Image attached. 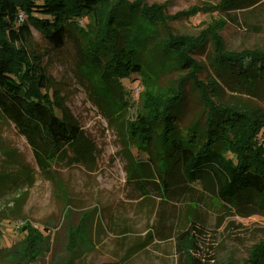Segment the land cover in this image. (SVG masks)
Masks as SVG:
<instances>
[{"label": "trees", "instance_id": "trees-1", "mask_svg": "<svg viewBox=\"0 0 264 264\" xmlns=\"http://www.w3.org/2000/svg\"><path fill=\"white\" fill-rule=\"evenodd\" d=\"M246 1L219 0L215 7L227 11ZM168 4L0 0V111L25 136L42 169L63 157L86 163L94 156L95 145L63 97L53 90L43 55L32 47L31 25L55 48L73 42L80 67L94 83L95 103L108 120L120 115L126 122L131 96L126 85L133 76L143 78L146 91L141 98L154 97L159 91L158 78L149 75L151 64L158 70H188L126 129L129 147L140 158L128 180L137 178L141 191L137 198L149 193L159 198L161 218L156 234L160 240L173 237L183 220L203 225L214 220L219 227L229 216L264 215V138L258 140L264 137V117L219 100V82L225 75L240 85L264 78V52L228 51L215 28L196 36L179 33L171 26L172 20L198 9L172 16ZM209 39L215 43L212 65L216 79L210 88L216 96L198 83L199 63L190 55ZM187 78L201 92L206 117L184 128L176 116ZM208 202L218 209L217 215L207 210ZM166 210L172 217L162 221ZM30 234L35 242L43 239L36 229L31 228ZM262 260L264 241L253 246L246 260L224 264H259Z\"/></svg>", "mask_w": 264, "mask_h": 264}, {"label": "rangeland", "instance_id": "rangeland-1", "mask_svg": "<svg viewBox=\"0 0 264 264\" xmlns=\"http://www.w3.org/2000/svg\"><path fill=\"white\" fill-rule=\"evenodd\" d=\"M147 1H169L172 16L200 9L172 20L171 26L179 33L196 36L215 28L228 51L264 52V0H247L227 11L216 9L219 0ZM31 30L32 47L43 55L53 90L93 141L95 153L86 163L63 157L42 169L25 136L0 111V264H224L246 260L253 246L264 241V215L229 216L219 227L214 220L209 225L183 220L173 237L160 240L156 234L161 218L159 198L151 193L137 198L141 192L137 178L128 180L139 157L129 147L127 124L167 94L188 70H158L151 64L149 75L158 78L159 91L154 97L141 98L146 91L143 78L133 76L126 85L131 94L126 122L120 115L108 120L95 103L94 83L80 67L73 42L55 48L32 25ZM214 53L215 43L209 39L190 54L199 63L198 83L208 92L216 79ZM219 83L220 102L264 117V78L240 85L225 75ZM184 87L176 122L188 128L203 122L206 115L201 92L190 78L184 80ZM212 94L216 96V91ZM212 202L219 204L216 199ZM206 208L214 216L219 213L210 202ZM162 216L163 221L172 214L166 210ZM31 228L43 239L35 242L29 235Z\"/></svg>", "mask_w": 264, "mask_h": 264}]
</instances>
